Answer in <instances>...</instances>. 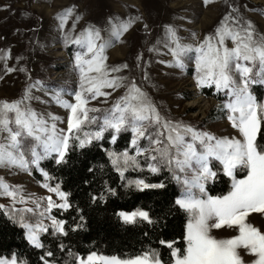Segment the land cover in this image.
<instances>
[{
	"label": "snow or ice",
	"instance_id": "obj_1",
	"mask_svg": "<svg viewBox=\"0 0 264 264\" xmlns=\"http://www.w3.org/2000/svg\"><path fill=\"white\" fill-rule=\"evenodd\" d=\"M202 2L206 6L209 0ZM226 6L228 11L202 38L191 30L187 37H181L175 25L165 23L162 35L147 50L159 52L158 46L162 45L171 59L160 63L179 69L181 74H186L191 65L198 93L203 94L202 90L207 88L217 97H225L216 105L219 115L215 118H226L235 130L233 135H217L163 113L132 75L134 70L140 71L143 81L153 89L157 87L147 72L150 61L143 60L141 53L135 55L133 64L107 63L108 50L122 43L121 38L133 24L143 21L142 16L109 14L98 24L85 20L84 11L76 3L55 11L52 43H58L65 51L71 48L67 66L77 77L75 87L26 76L17 98H0V165L29 174L33 169L39 171L44 177L41 186L59 201L49 195L33 199L34 207L17 208V204L25 205L34 194L25 195L22 186L10 185L0 178V196L11 202L10 209L5 205H0V209H5L4 215L24 230L28 244L43 250L41 233L49 227L53 236H66V222L53 215L52 209L72 207L69 193L59 183L49 182L52 177L41 167V161L52 159L61 165L73 147L84 149L98 143L125 188L134 187L140 192L163 189L168 177L151 182L143 173L146 169L158 175L167 169L180 188L174 204L185 213L182 235L177 237L182 246L177 247L172 239H160L159 243L170 250L167 259L162 258L158 249L146 246L137 254L125 256L95 251L86 256L76 254L75 264H264V231L247 220L253 212L264 215V145L258 140L264 133V100L251 90L253 84H264V34L257 32L237 5L226 0ZM143 30L146 35L150 31L146 23ZM229 40L231 46L227 44ZM39 47L46 49L47 44L39 43ZM7 59L8 52H4L0 56L5 61L4 72L17 70L7 65ZM18 70L29 72L23 65ZM33 89L45 92L50 101H42L33 94ZM98 97L104 99L100 101ZM32 100L54 102L63 108L66 128L57 126V121L64 122L65 117L51 112L45 117L32 108ZM90 101L108 106H92ZM122 133L129 134L123 137L125 147L119 150L105 147L103 141L116 145ZM99 167L103 169L105 165ZM129 169L139 174L129 177L126 175ZM220 172L228 178L227 191L213 195L207 185L215 183ZM116 194L117 190L105 181L101 191L90 197L92 202H103L107 195ZM76 211L81 209L77 206ZM17 213H21L19 220ZM24 213H32L33 217ZM116 216L125 224L157 222L151 210L142 205L131 211L118 209ZM80 219L84 217L81 215ZM44 220L50 221V225ZM77 227L81 225L73 224V231ZM222 227L232 229L235 234L226 238L212 234L213 229ZM59 246L64 248L62 242ZM240 249L252 259L244 261ZM53 257L54 253L48 250L40 260L42 264H58ZM0 264H27V261L12 252L0 255Z\"/></svg>",
	"mask_w": 264,
	"mask_h": 264
},
{
	"label": "rangeland",
	"instance_id": "obj_2",
	"mask_svg": "<svg viewBox=\"0 0 264 264\" xmlns=\"http://www.w3.org/2000/svg\"><path fill=\"white\" fill-rule=\"evenodd\" d=\"M229 2L239 7L243 16L253 22L257 32L264 34V0H229ZM72 3H76L84 11L85 20L98 24L102 23L109 14H118L121 17L142 16L143 21L133 24L121 38L123 42L116 43L108 50L107 63L126 61L133 64L135 55L141 53L143 60L150 61L147 72L157 87L153 89L148 82L143 81L141 79L143 73L140 71L134 70L132 75L153 97L163 113L217 135L236 134L226 118H215L219 115L216 105L225 97H217L207 88L202 90L203 94L198 93L192 79L191 65L186 74H181L179 69L160 63L161 60L171 59V54L167 53V49L162 45L158 46L161 49L159 52L147 50L148 45L162 35V26L165 23L175 25L181 37H187L191 30L202 38L203 33L210 31L228 11L226 0H209L206 6L202 0H0V56L8 52L7 65L15 66L17 69L5 73V61L0 60V98L8 100L17 98L26 83V76H31L32 79L38 78L46 83L66 82V87H75L77 77L67 66L71 48L65 51L58 43H52V36L55 35L52 32V16L60 7ZM3 5L9 7L5 8ZM145 23L150 29L147 35L143 30ZM39 43L47 44V48L41 49ZM227 44L231 46V41H227ZM17 56H21L22 59L17 60ZM20 65L25 66L29 72L27 74L20 72L18 70ZM255 85L264 87L261 83ZM33 94L41 97L42 101H50V97L43 91L33 89ZM65 99L71 97L65 96ZM103 99V97L97 98L100 101ZM261 100H264V97ZM30 103L33 109L44 114L45 117L49 112L65 117L64 122L57 121V126L66 128V111L63 108L54 102L42 103L32 100ZM90 105L101 108L108 106L103 103L97 104V101H90ZM210 115L212 119H209ZM0 178L10 185L22 186L25 195L34 194L25 205L17 204V208L34 207L33 199L39 200L49 195L59 203L55 194L49 193L42 187L43 181L36 179L32 173L0 165ZM0 203L11 206L10 199L6 196H0ZM32 217L33 214L30 213V218ZM247 220L264 231V215L253 212L249 214ZM44 223L50 225L48 220H44ZM212 234L217 238H226L234 235L235 232L222 227L213 229ZM239 251L244 261L252 259L243 249Z\"/></svg>",
	"mask_w": 264,
	"mask_h": 264
},
{
	"label": "trees",
	"instance_id": "obj_3",
	"mask_svg": "<svg viewBox=\"0 0 264 264\" xmlns=\"http://www.w3.org/2000/svg\"><path fill=\"white\" fill-rule=\"evenodd\" d=\"M252 92L259 99L264 97L262 85L254 84ZM128 135V133H122L116 145H110L107 140L103 143L105 147H114L119 150L126 146L123 137ZM258 140L264 145V133L258 136ZM141 162L143 163V160ZM101 164L105 165L103 169L99 167ZM41 167L52 177L50 183L53 185L59 183L62 190L69 193L71 208L52 209L53 215L66 222L67 235L55 237L51 234L49 227V230L41 233L40 237L45 246L44 249H36L24 239V230L19 224L4 215L5 209H0V255L16 252L19 257L27 261V264H42L40 257L44 251L51 250L54 253L53 259L58 264H75L76 254L86 256L90 251H95L103 255L125 256L137 254L146 246L158 249L162 258L167 259L170 250L166 245L159 243L160 239H172L176 241L177 247L182 246L181 240H177V237L182 235L185 213L174 204L175 196L180 188L176 181L171 179L166 168L158 175H152L146 169L143 173L151 182L165 180L168 177L163 189L140 192L134 187L125 188L122 186L119 174L112 169L98 143L96 146H88L84 149L73 147L67 153L65 163L56 165L54 160L45 159L41 161ZM90 168L93 169L91 172ZM31 173L36 179L44 181L39 171L33 169ZM138 174L131 169L126 173L129 177H135ZM218 176L219 179L215 183L210 182L207 185L213 195L227 191L228 178L222 172ZM105 181L117 190V194L107 195L103 202H92L90 194H98ZM0 205L3 204L0 203ZM138 205L149 208L157 222L152 225L146 222L125 224L116 216L118 209L131 211ZM5 206L11 208V206ZM77 206L81 212L76 211ZM20 215L21 213L16 214L17 220ZM24 215L30 217V213H24ZM81 215L84 217L83 220L80 219ZM73 224L81 225V227L73 231ZM61 242L64 245L63 249L59 246Z\"/></svg>",
	"mask_w": 264,
	"mask_h": 264
},
{
	"label": "bare ground",
	"instance_id": "obj_4",
	"mask_svg": "<svg viewBox=\"0 0 264 264\" xmlns=\"http://www.w3.org/2000/svg\"><path fill=\"white\" fill-rule=\"evenodd\" d=\"M198 102V101H197Z\"/></svg>",
	"mask_w": 264,
	"mask_h": 264
}]
</instances>
